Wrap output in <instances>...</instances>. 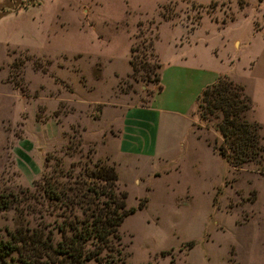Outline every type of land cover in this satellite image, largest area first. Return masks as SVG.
<instances>
[{
	"label": "rangeland",
	"instance_id": "rangeland-1",
	"mask_svg": "<svg viewBox=\"0 0 264 264\" xmlns=\"http://www.w3.org/2000/svg\"><path fill=\"white\" fill-rule=\"evenodd\" d=\"M174 25L197 43L192 60L245 86L264 143V0H0V197L22 201L0 208V239L52 223L32 199L43 177L100 160L137 208L118 264H264V162L232 166L197 108L162 115L156 152L114 155L123 114L158 90ZM132 57L152 72L133 75Z\"/></svg>",
	"mask_w": 264,
	"mask_h": 264
},
{
	"label": "trees",
	"instance_id": "trees-1",
	"mask_svg": "<svg viewBox=\"0 0 264 264\" xmlns=\"http://www.w3.org/2000/svg\"><path fill=\"white\" fill-rule=\"evenodd\" d=\"M148 46L152 49L154 40H150ZM134 50L132 45L131 56ZM140 63L133 57L130 59L133 75L140 68L152 72L154 66L142 59ZM161 68L158 63L157 91L162 90ZM196 106L199 120L207 127L212 125L221 135V144H213L219 155L235 167L263 164L261 126L249 119L253 100L244 85L227 75L220 76L201 92ZM87 164L77 175L73 169L59 170L56 175L45 176L42 182L35 184L32 199L38 214L44 219V211L54 219L51 224H37L33 230L6 229L9 238L0 239V264H35L39 260L56 264H88L90 261L118 264L122 240L120 226L137 208L128 207V193L118 187L114 165L100 160ZM21 202L18 196H1L0 208L6 210ZM144 206L140 202L138 207Z\"/></svg>",
	"mask_w": 264,
	"mask_h": 264
},
{
	"label": "crops",
	"instance_id": "crops-1",
	"mask_svg": "<svg viewBox=\"0 0 264 264\" xmlns=\"http://www.w3.org/2000/svg\"><path fill=\"white\" fill-rule=\"evenodd\" d=\"M172 29L174 32L179 30L180 32L171 40L174 48L171 54L168 56L160 54L162 90L154 92L147 105L128 108L123 114L114 153L116 157L117 150L131 154L138 147L142 148L141 152H156L158 146L154 133L162 115L189 116L192 119L198 96L222 75L213 72L210 66L212 62H205L206 65L191 59L196 57L191 52L195 51L196 48L193 46L197 43L192 45L191 38L185 39L187 32L185 26L174 25ZM116 160L118 161V158Z\"/></svg>",
	"mask_w": 264,
	"mask_h": 264
}]
</instances>
